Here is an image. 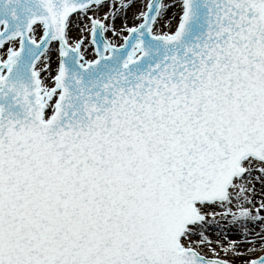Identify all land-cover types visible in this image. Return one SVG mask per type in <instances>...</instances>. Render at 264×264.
<instances>
[{
	"label": "snow or ice",
	"instance_id": "1",
	"mask_svg": "<svg viewBox=\"0 0 264 264\" xmlns=\"http://www.w3.org/2000/svg\"><path fill=\"white\" fill-rule=\"evenodd\" d=\"M0 264H264V0H0Z\"/></svg>",
	"mask_w": 264,
	"mask_h": 264
}]
</instances>
